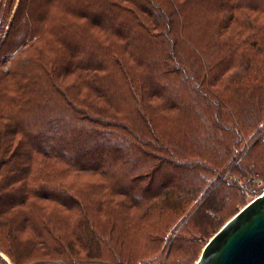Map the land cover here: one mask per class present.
<instances>
[{
  "label": "trees",
  "instance_id": "trees-1",
  "mask_svg": "<svg viewBox=\"0 0 264 264\" xmlns=\"http://www.w3.org/2000/svg\"><path fill=\"white\" fill-rule=\"evenodd\" d=\"M0 40V264H55L73 225L99 256L100 197L143 229L251 183L225 171L262 130L264 0H0Z\"/></svg>",
  "mask_w": 264,
  "mask_h": 264
},
{
  "label": "rangeland",
  "instance_id": "rangeland-1",
  "mask_svg": "<svg viewBox=\"0 0 264 264\" xmlns=\"http://www.w3.org/2000/svg\"><path fill=\"white\" fill-rule=\"evenodd\" d=\"M13 15V11L5 10L7 25L10 24ZM250 32H252V29L247 28L246 30L245 28L244 38ZM254 38L262 37L256 35ZM245 73L244 70L241 71L243 76ZM235 102L239 103L238 100H233L229 102L230 106L236 107ZM260 116L263 120L259 125L262 126L261 131L256 132L254 130L250 132L243 128L239 130L240 135L238 134V136L243 139L240 147L243 157L242 167L235 169V166L232 165L226 168L225 171L231 170L230 172L238 177V181L246 179V174L251 172L253 179L250 184H241L240 187L223 182L222 185L221 183L214 184L210 191L205 190L208 191L207 194L204 192L206 196L202 195L200 196L202 198L186 203V209L182 207L178 210V207L177 209H168V211H151L148 214L149 217L143 220V229H140V220L138 219L142 216L143 211L139 212L133 209L131 215L137 217L139 222H136V219L128 221L126 220L128 213L124 208H109L112 202L103 203V206L107 204V207L101 211L96 210L99 205L98 202L101 201L100 197V201H95L92 205L93 210L89 215L90 219H85L88 218L85 213L83 219L85 222L91 220L95 222L96 239L103 243L102 246H105L102 253L99 256L92 257L97 254L95 253L96 248L93 247L94 252L89 248L90 239L84 231L85 225L84 230L83 225H80L81 227L78 225L63 226L65 252L57 255V259L62 258V260H58L55 264H194L204 245L221 228L220 225L224 224L264 190V113ZM238 136H236V141H238ZM143 185L145 184L143 183ZM155 185L153 184V186ZM213 192H217L215 197L220 202L219 209L209 207L208 197ZM211 198H214V195ZM114 201L117 202L116 199ZM200 206L202 209L198 213ZM143 207L148 208L147 205ZM162 217H164V223H162ZM149 231L167 236L169 239L167 241L163 238L157 248L151 249L148 242L149 237L147 238ZM83 232L85 233L82 234ZM70 245L74 246L73 251L70 250ZM93 246H96V244H93ZM111 247L113 248L111 249ZM116 253H119V255H116Z\"/></svg>",
  "mask_w": 264,
  "mask_h": 264
},
{
  "label": "water",
  "instance_id": "water-1",
  "mask_svg": "<svg viewBox=\"0 0 264 264\" xmlns=\"http://www.w3.org/2000/svg\"><path fill=\"white\" fill-rule=\"evenodd\" d=\"M194 264H264V190L213 234Z\"/></svg>",
  "mask_w": 264,
  "mask_h": 264
}]
</instances>
